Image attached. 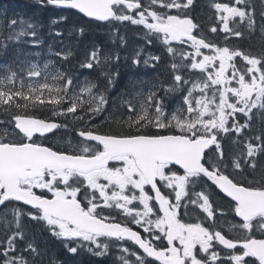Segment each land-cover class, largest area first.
Listing matches in <instances>:
<instances>
[{
    "label": "snow or ice",
    "instance_id": "snow-or-ice-1",
    "mask_svg": "<svg viewBox=\"0 0 264 264\" xmlns=\"http://www.w3.org/2000/svg\"><path fill=\"white\" fill-rule=\"evenodd\" d=\"M36 3L74 10L90 22L142 25L146 44L160 41L172 57L174 83L165 85L156 77L145 93L147 82L133 81L132 94L121 98L120 131L101 132L94 121L108 112L109 99L98 85L77 91L73 75L63 69L53 73L51 61L40 67L17 57L0 65V106L16 110L0 135V264H55L38 240L44 233L73 256L104 257L116 245L122 264H264V238L257 237H264V127L254 137L245 132L251 131L257 112L264 126V49L257 56L198 36L200 27L189 15L194 0H149L147 6L142 0ZM259 6L264 30V0ZM210 7L222 24L213 26L212 33L242 38L241 28L257 26L255 0H210ZM0 14L5 17L0 20V54L14 42L41 43L37 24L8 18L6 9ZM235 18L239 27L233 29L229 23ZM67 19L54 15L50 29ZM78 30L82 35L83 27ZM236 58L245 62L242 68ZM110 60L105 55L101 61L93 51L81 68L92 70ZM161 60L149 54L143 64L155 71ZM132 64L139 67L141 52L134 53ZM181 68L188 78L178 72ZM197 71L202 78L194 81ZM101 74L109 85L119 75ZM184 91L181 106L169 111L166 97ZM30 109H50L53 115L81 121L78 136L83 140L77 145L69 141L67 150L45 146L47 134L67 125L30 115ZM226 141L235 150H226ZM213 185L230 198L227 213L213 206ZM189 186L200 191L190 193ZM190 205L200 208L212 225L198 218L185 221L180 209L187 215ZM217 211L239 218L231 224L239 236L228 237L213 227ZM121 213L130 223L117 219ZM214 241L223 249L216 250Z\"/></svg>",
    "mask_w": 264,
    "mask_h": 264
},
{
    "label": "trees",
    "instance_id": "trees-1",
    "mask_svg": "<svg viewBox=\"0 0 264 264\" xmlns=\"http://www.w3.org/2000/svg\"><path fill=\"white\" fill-rule=\"evenodd\" d=\"M4 9L7 10L8 18L15 16L17 20L23 18L27 21L30 20L29 22H34L37 24V27L41 26L40 33L44 36V46L49 44L51 49L55 51V54L52 58H37L38 64H45L46 62L51 61L52 63L49 65L51 71L63 69L69 71L73 75L75 78V88L80 87V85L84 83H91L90 81H92L98 85L100 91L105 93L109 99L108 112H105V114L103 113L99 117L98 122H94L95 128L99 129L101 132L120 131L117 121H119L121 116V98L123 97L124 99H127L128 96L132 94L131 85L133 81H146L147 83L144 85L145 93L151 87L150 82L156 77L165 81V85L174 83V73L171 69L172 61L168 58V54L164 51V48L160 43L154 41L151 46L146 44L144 37L147 30L144 29L142 25H132L130 22H113V24H102L93 21L90 22L70 11L60 10L58 14L54 13L55 11L50 8L37 10L41 8H39L36 3H31L30 1L25 0H0V10ZM54 15H64L67 16L68 19L60 24L52 25V30L49 27V20ZM258 16L259 14L257 17ZM35 19L39 20L36 21ZM0 20H5V17L2 14H0ZM74 25L83 27L82 35L80 34L78 27L77 30L73 32ZM113 25H115V27ZM57 31L63 33V35H55ZM251 32L252 30L248 29V36ZM205 36L210 37L211 39L212 34L207 31ZM248 40H251L252 42L250 46H252L251 49L253 53L260 54L261 50L264 49V37H255L252 39H249L248 37ZM21 43H23V48L26 51L25 43ZM19 50L20 46L15 48L14 44L10 45L5 53L0 54L5 56V58H0V65H7L17 57L21 60L26 59L27 61L31 60L33 62L35 58H23L22 55L18 53ZM93 51H98V56L101 61H103L105 55H110L112 60L102 66H95L92 70H89L88 68H81L82 63L91 59V53ZM137 51L141 52V64L139 67L132 64V56ZM69 52H71V55L68 56L67 59H64L63 57ZM56 53H60V55H56ZM149 54L162 57V60L158 64L155 71L150 68H146L143 64V58L147 57ZM117 55L119 56L118 62L115 60ZM93 63L95 64V62ZM102 71L113 74L118 72L119 75L115 76L113 83L109 85L108 77L102 75ZM131 74L133 75V78ZM16 86L19 87V81H17ZM160 94L164 95L163 92ZM175 98H177V93L169 94V96L166 97V104L169 106V109L173 106V102L176 101ZM15 111V108H13L9 113L12 114ZM51 112L52 111L50 109H37L34 111L31 109L29 110V114L37 118L57 121L59 124H66L73 133L83 126L81 121L75 122L72 120L71 116L66 118L64 115L56 116ZM262 127L264 126H262L259 113L257 112L252 122L251 131L246 129L245 132L247 135L254 137L260 133ZM151 131L155 132L156 129L153 128ZM225 148L226 150H235L231 141L225 142ZM60 150L66 149L63 148ZM237 179H241V177H237ZM193 190L199 192L200 188L195 187L192 189L191 186H189V192L191 193ZM209 191L213 206L222 207L225 213H227L229 210V201L225 199L214 186H212ZM0 211H3V209H0ZM180 215L183 216L185 221L191 222L198 218L201 221H205L207 224L209 223L208 225H212L211 220H206V214L195 206H189L187 215L184 214L183 208L180 209ZM25 222L27 223V218H25ZM238 222L239 221L236 220L234 214L222 216L221 213L217 211L216 225L213 227L219 228L222 231V234L235 238L236 236H239V233L232 231L230 226L232 223ZM33 227H35L34 224ZM131 227L134 230H138L134 225ZM257 237L264 238L260 237L259 233H257ZM38 240L42 247L46 246L48 248V259L54 261L55 264H60L61 261H63V264H122V262L117 259L121 253L116 245H114L110 253L104 257H94L86 252H81L79 255L73 256L67 254L62 245L54 238H49L47 233L38 235ZM128 244L130 245V243ZM213 244L217 249L222 250L215 242H213Z\"/></svg>",
    "mask_w": 264,
    "mask_h": 264
},
{
    "label": "flooded vegetation",
    "instance_id": "flooded-vegetation-1",
    "mask_svg": "<svg viewBox=\"0 0 264 264\" xmlns=\"http://www.w3.org/2000/svg\"><path fill=\"white\" fill-rule=\"evenodd\" d=\"M26 1H30L31 3H36V0H26ZM147 1L148 0H142V2L145 4V6H147L149 4V3H147ZM225 2H226V0H225ZM255 2L257 4V15H258L259 11H260L259 0H255ZM38 7L41 9H37V10H43V7H41L40 5H38ZM157 7H159V6H157ZM53 11H55L54 13L59 14L60 10H53ZM63 11H68V10H63ZM70 12L75 13L74 11H70ZM171 12H172V14H175V9H172ZM189 15L193 19L194 23L198 24L200 27V31L197 32L198 36H200V35L205 36L206 32L209 31V33L212 34V37L210 39V37L206 36V38H208L209 40H212L213 42L217 43L221 47L228 46V47L233 48V49L244 50L246 52H249L252 55H257V56L259 55V54L253 53V51L251 49L252 46H250L252 42H251V40H248V37H249V39H252L255 37H264V30H262V28H261L259 16L257 17V20H258L257 26L255 27L254 30H252L250 35L248 36V28L245 25L243 28L240 29L244 33L243 37L237 38L235 36H229L227 33H224L223 31H219L217 33L211 32L210 29L213 26L220 24V22L218 21L216 15H215V10L210 7V0H194V6L192 7ZM236 19L238 21V18H236ZM236 19H235V23L230 21V23H229L230 28L235 29V28L239 27V22L236 23ZM220 26L222 27V24H220ZM226 36L228 37L227 39H225ZM185 50L190 51L191 49H185ZM202 51L205 54H210L209 50H207V49H204ZM10 111L11 110L6 111L4 106H0V121H4V123L0 124V135L4 134L5 127L7 125V121L10 120V118H11V114L9 113ZM56 116H58V115H56ZM40 119H42V118H40ZM46 121L50 122V120H46ZM94 122H98V121H94ZM2 126H4V128H1ZM59 129L60 128H58V130ZM74 132L75 133H73L72 131H69V132H67V134H70L73 138L71 140L72 145H77L83 140V138L78 136V132H76V131H74ZM56 134H57V132L54 134H51V135H47V139H45L43 141L45 146H50L54 149H63L64 148L67 150L69 141L65 140L62 142L61 139L58 140L56 137ZM64 143H66V144H64ZM91 143L94 144V142H91ZM117 219H119L122 223L125 222L120 217H117ZM132 225L133 224H131V226ZM136 228L138 229V227H136ZM138 230H140V229H138ZM140 231H142V230H140Z\"/></svg>",
    "mask_w": 264,
    "mask_h": 264
},
{
    "label": "rangeland",
    "instance_id": "rangeland-1",
    "mask_svg": "<svg viewBox=\"0 0 264 264\" xmlns=\"http://www.w3.org/2000/svg\"><path fill=\"white\" fill-rule=\"evenodd\" d=\"M147 3H149V0L147 1ZM158 6V5H157ZM138 18V17H137ZM236 19V18H235ZM239 22V18H238V21L236 19V23ZM41 29H38L37 28V33H38V39L41 41V43L37 46H33L29 43H25L26 45V51L25 49L21 46V51L19 50L18 53H20L22 55L23 58H35L33 61H36V63L38 64V60L37 58H52V56L55 54V51H53V49H51L50 45L49 44H46L45 46L43 45V39L39 36V33H40ZM27 39L31 40L32 38L31 37H28ZM15 45V48H17V46H19V43H13ZM44 46V47H43ZM37 53H39V55H36ZM169 59L172 61V57L171 56H168ZM0 58H5L4 55H0ZM237 59V67H240L242 68L245 64V62L239 58H236ZM31 62V60H29ZM177 62H179V58H177ZM31 63H35V62H31ZM41 64H44V63H41ZM41 64H38V66L40 67H43V65ZM52 72L54 73L55 70H52ZM178 72L180 74H183L185 75L186 78H188L189 76V73L187 71V69H184V68H181L178 70ZM230 74V73H229ZM25 76H26V73H25ZM27 78V77H26ZM202 78L201 74L197 71V73L195 75H192L191 76V79L192 80H197V79H200ZM33 80H35V78H33ZM41 82H43L41 80ZM91 83H94L92 81H90ZM91 83H84V84H81L80 87L78 88H75L77 91H79L80 88L82 87H86L88 86L89 84ZM96 84V83H94ZM26 85H27V80H26ZM187 87H191V85H188ZM186 91L184 92H177V98H175V102H173V106L169 109V111H175L178 107L181 106L182 104V98H183V95H186ZM193 95H199V92H194ZM186 107V106H185ZM105 114V113H104ZM60 116V115H58ZM96 121H99V117H97ZM76 122V121H75ZM242 122V121H241ZM1 123H4V121H0V124ZM1 128H4V126H2ZM69 131H72L69 127H61L57 134H56V137L57 139H61L62 142L65 141V140H68V141H71L73 138L70 134H67V132ZM70 135V136H69ZM67 142V141H66ZM66 144V143H64ZM167 191V190H166ZM98 195V194H97ZM174 195V194H173ZM142 208V206H140ZM200 209V208H199ZM201 210V209H200ZM105 213H107L109 210L108 209H105L104 210ZM122 220L125 221V217L123 216V213H121V215L119 216ZM154 218V217H153ZM205 219V218H204ZM125 222H129L130 221H125ZM209 224V223H208ZM134 225V224H133ZM138 227V226H137ZM231 227V226H230ZM233 231V230H232ZM235 233H239L238 230L235 231ZM215 242V241H214ZM216 243V242H215ZM215 247V245H214ZM216 248V247H215ZM216 250L220 251L219 249L216 248Z\"/></svg>",
    "mask_w": 264,
    "mask_h": 264
},
{
    "label": "water",
    "instance_id": "water-1",
    "mask_svg": "<svg viewBox=\"0 0 264 264\" xmlns=\"http://www.w3.org/2000/svg\"><path fill=\"white\" fill-rule=\"evenodd\" d=\"M72 11H74V10H72ZM75 12V11H74ZM77 14V13H76ZM78 15H80V16H82L83 18H85V19H87V20H89V18L88 17H84L82 14H78ZM90 21V20H89ZM95 22H98V21H95ZM100 23H105V22H100ZM56 123V122H55ZM56 130H53V132L52 133H49V134H47V135H51V134H53L54 132H55ZM211 183V182H210ZM214 186V185H213ZM215 187V186H214ZM217 189V188H216ZM218 191H219V189H217ZM219 193L224 197V198H226L227 200H229L230 201V198H228V197H226L222 192H220L219 191ZM154 195V194H153ZM157 207H158V205H157ZM237 220L239 221V218H237ZM166 242V241H165ZM219 245V244H218ZM220 247H222L223 248V246L222 245H219ZM135 247H137V246H135Z\"/></svg>",
    "mask_w": 264,
    "mask_h": 264
},
{
    "label": "bare ground",
    "instance_id": "bare-ground-1",
    "mask_svg": "<svg viewBox=\"0 0 264 264\" xmlns=\"http://www.w3.org/2000/svg\"><path fill=\"white\" fill-rule=\"evenodd\" d=\"M26 1V0H25ZM8 4V3H7ZM37 13V12H36ZM33 14V13H32ZM31 15V14H30ZM49 17V16H48ZM36 20V19H35ZM37 20H39V19H37ZM36 20V21H37ZM30 21V20H29ZM50 21V20H49ZM74 21V20H73ZM34 23V22H33ZM59 26V25H58ZM41 27V26H40ZM46 27V26H45ZM52 29V28H51ZM53 30V29H52ZM121 63V62H120ZM104 65V64H103ZM102 66V65H101ZM122 69V68H121ZM108 71V70H107ZM128 73H129V71H128ZM98 74V73H97ZM130 74V73H129ZM131 76H132V78H133V75L131 74ZM118 79V78H117ZM137 80V79H136ZM52 113V112H51ZM68 122V121H67ZM70 122V121H69Z\"/></svg>",
    "mask_w": 264,
    "mask_h": 264
}]
</instances>
